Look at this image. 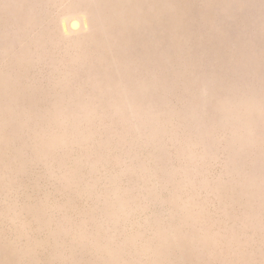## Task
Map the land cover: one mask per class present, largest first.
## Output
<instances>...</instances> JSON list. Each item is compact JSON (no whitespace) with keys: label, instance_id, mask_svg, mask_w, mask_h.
I'll return each instance as SVG.
<instances>
[{"label":"rangeland","instance_id":"374dc122","mask_svg":"<svg viewBox=\"0 0 264 264\" xmlns=\"http://www.w3.org/2000/svg\"><path fill=\"white\" fill-rule=\"evenodd\" d=\"M0 264H264V0H0Z\"/></svg>","mask_w":264,"mask_h":264}]
</instances>
